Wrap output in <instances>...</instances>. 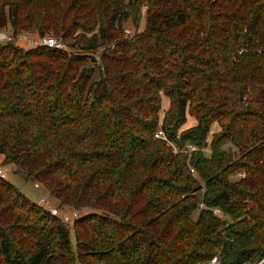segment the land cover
<instances>
[{
    "label": "trees",
    "instance_id": "obj_1",
    "mask_svg": "<svg viewBox=\"0 0 264 264\" xmlns=\"http://www.w3.org/2000/svg\"><path fill=\"white\" fill-rule=\"evenodd\" d=\"M6 27L3 165L99 213L73 245L0 177V264H264V0H0Z\"/></svg>",
    "mask_w": 264,
    "mask_h": 264
},
{
    "label": "rangeland",
    "instance_id": "obj_2",
    "mask_svg": "<svg viewBox=\"0 0 264 264\" xmlns=\"http://www.w3.org/2000/svg\"><path fill=\"white\" fill-rule=\"evenodd\" d=\"M145 9H142L141 16L139 17V23L137 26H134L131 20H128L125 25V38H131L135 33H139L144 30L145 27ZM6 33V35L12 39V30L10 27H6L3 30H0ZM48 36V35H47ZM51 36V35H49ZM45 37V36H44ZM41 38L39 37L38 33L34 29H30L29 31H23L21 35H19L15 39V45L19 46L22 49H28L31 47H34L37 45L39 41H41ZM9 40V41H10ZM70 52V50H69ZM100 52V51H97ZM99 54V53H96ZM91 64V63H90ZM169 100L167 97H162V110L161 113H163L164 110L168 108ZM195 124V120L191 116H187L186 123L181 127L180 132L189 128L190 126ZM218 128L214 125L212 128V133L217 131ZM180 134V133H179ZM178 134V135H179ZM175 149V148H174ZM206 154L209 153L208 150L205 151ZM0 169L2 170V173L5 174L4 179L10 182L12 185H14L24 196H26L32 203H35L38 206L43 207L46 210H49L50 208H56L58 209V216H64L68 215L71 218V223L69 224L70 228V238L71 242L74 245L75 244V237H74V231H73V224L75 220L78 218L79 215H83L90 212H97L92 211L89 209H83V210H76L73 208H69L66 206H59V202L56 198L51 196L47 189L42 186L39 183L32 182V181H26L20 170L16 168L13 164H5L3 165V157H0ZM240 175H235L232 177V179H236ZM45 200L46 202H43ZM74 213H77L78 216L74 215ZM99 213V212H97Z\"/></svg>",
    "mask_w": 264,
    "mask_h": 264
},
{
    "label": "built area",
    "instance_id": "obj_3",
    "mask_svg": "<svg viewBox=\"0 0 264 264\" xmlns=\"http://www.w3.org/2000/svg\"><path fill=\"white\" fill-rule=\"evenodd\" d=\"M9 40H10V38L6 35V33L3 32V31H0V42H7ZM41 45L42 46H47V47H50V48L61 49L64 46V42H63V39L61 37L45 36V37L41 38V41H39L36 46H41ZM156 137L164 138L163 137V133L161 131H158L156 133ZM185 149L187 151H190V150L194 149V147L192 145L188 144V145H186ZM191 172H193V169H191ZM0 177L1 178L5 177V174L2 173L1 169H0ZM43 202H46V201L43 200ZM201 207H203V206L200 205V208ZM48 211L52 215L58 216V209L50 208ZM212 211H213L214 214H216V215H218L220 217L222 216V214H221L219 209H213ZM74 215L78 216L77 213H74ZM60 219L66 225H69L71 223V218L68 215L61 216ZM217 262H218L217 258L213 257L210 263L211 264H216Z\"/></svg>",
    "mask_w": 264,
    "mask_h": 264
},
{
    "label": "water",
    "instance_id": "obj_4",
    "mask_svg": "<svg viewBox=\"0 0 264 264\" xmlns=\"http://www.w3.org/2000/svg\"><path fill=\"white\" fill-rule=\"evenodd\" d=\"M240 100H241V101L243 100V96H242V93H240Z\"/></svg>",
    "mask_w": 264,
    "mask_h": 264
}]
</instances>
